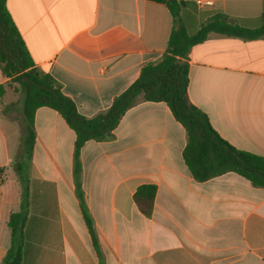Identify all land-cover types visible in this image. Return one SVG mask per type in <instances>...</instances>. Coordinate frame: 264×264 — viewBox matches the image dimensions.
I'll list each match as a JSON object with an SVG mask.
<instances>
[{
    "label": "crops",
    "instance_id": "0c3cea01",
    "mask_svg": "<svg viewBox=\"0 0 264 264\" xmlns=\"http://www.w3.org/2000/svg\"><path fill=\"white\" fill-rule=\"evenodd\" d=\"M208 1L195 5L198 13L264 16V0ZM6 8L36 68L87 118L159 60L172 29L167 6L154 0H6ZM187 63L190 103L227 143L264 156V37L210 33ZM8 81L0 71V264L10 244L8 217L20 207L12 165L24 134L23 117H8ZM33 126L21 264H264V188L234 172L194 180L182 158L185 130L166 103L139 96L111 139L80 149L98 252L75 195L74 132L48 107L36 109ZM141 185L156 187L149 217L133 201Z\"/></svg>",
    "mask_w": 264,
    "mask_h": 264
},
{
    "label": "trees",
    "instance_id": "16d2710c",
    "mask_svg": "<svg viewBox=\"0 0 264 264\" xmlns=\"http://www.w3.org/2000/svg\"><path fill=\"white\" fill-rule=\"evenodd\" d=\"M154 1L165 4L172 16L166 49L158 61L141 68L138 78L117 95L104 112L87 118L61 92L51 75L36 68L7 11L6 0H0V71L9 80L6 85L15 83L23 92L24 119L22 154L12 165L21 185L20 207L8 217L10 244L1 264H21L22 261L24 226L28 216V168L35 139L33 120L40 107L57 111L74 132L72 176L75 195L97 252L98 242L81 187L80 149L90 140L111 139L119 120L136 104L139 96L144 101L166 103L174 119L184 128L186 144L182 158L194 180L202 182L234 172L253 186L264 188V156L238 150L219 137L205 113L192 105L187 95L190 49L206 40L210 33L244 40L264 37V16L228 17L214 10L198 13L195 4L188 1ZM5 88L0 85V96ZM155 192V185H141L133 194L137 209L146 217L151 215Z\"/></svg>",
    "mask_w": 264,
    "mask_h": 264
},
{
    "label": "rangeland",
    "instance_id": "374dc122",
    "mask_svg": "<svg viewBox=\"0 0 264 264\" xmlns=\"http://www.w3.org/2000/svg\"><path fill=\"white\" fill-rule=\"evenodd\" d=\"M7 90L10 95L14 97L13 106L8 111V117L11 120L21 123L22 120V102H23V92L19 89V86L15 83L7 85Z\"/></svg>",
    "mask_w": 264,
    "mask_h": 264
},
{
    "label": "built area",
    "instance_id": "2783aa9c",
    "mask_svg": "<svg viewBox=\"0 0 264 264\" xmlns=\"http://www.w3.org/2000/svg\"><path fill=\"white\" fill-rule=\"evenodd\" d=\"M210 1L208 0H195V5L197 7H203V6H206V5H210Z\"/></svg>",
    "mask_w": 264,
    "mask_h": 264
},
{
    "label": "water",
    "instance_id": "95a60500",
    "mask_svg": "<svg viewBox=\"0 0 264 264\" xmlns=\"http://www.w3.org/2000/svg\"><path fill=\"white\" fill-rule=\"evenodd\" d=\"M169 1H172V0H169Z\"/></svg>",
    "mask_w": 264,
    "mask_h": 264
}]
</instances>
